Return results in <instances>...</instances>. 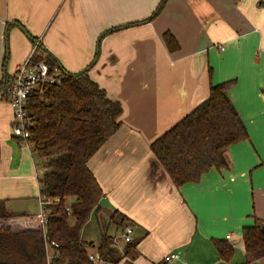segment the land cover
Here are the masks:
<instances>
[{"label":"crops","instance_id":"obj_1","mask_svg":"<svg viewBox=\"0 0 264 264\" xmlns=\"http://www.w3.org/2000/svg\"><path fill=\"white\" fill-rule=\"evenodd\" d=\"M160 1L0 0V78L26 57L33 37L64 70L79 72L101 36L88 74L123 110L88 166L104 192L100 201L121 213L124 225H137L126 264H157L171 251L185 260L213 238L243 250L242 227L264 222V0H165L144 21ZM166 30L174 49L162 37ZM231 79L228 96L248 138L228 147L227 167L175 186L150 143L204 101L211 84ZM11 119L0 97V200L10 211L39 213L34 154L11 136ZM214 251L210 264L228 263Z\"/></svg>","mask_w":264,"mask_h":264},{"label":"trees","instance_id":"obj_2","mask_svg":"<svg viewBox=\"0 0 264 264\" xmlns=\"http://www.w3.org/2000/svg\"><path fill=\"white\" fill-rule=\"evenodd\" d=\"M162 37L170 49L177 47L169 31H164ZM40 50L51 68L59 65L42 45ZM11 73L5 72L0 78V97L8 103ZM233 84L232 79L211 84L204 101L150 143V151L175 186L198 182L213 167H227L228 147L248 138L245 123L228 96ZM26 109L28 140L38 160L36 166L38 163L42 169L36 177L39 194L51 200L45 204L47 234L57 246L52 249L49 264H92L81 231L90 216H96L104 192L88 161L118 129L122 105L111 99L88 71L63 70L59 83L45 84L42 91L28 96ZM118 214L119 225H124L125 217ZM241 237L244 264L264 257V222L255 219L253 224L243 226ZM44 241L38 213L10 211L5 200H0V264H47ZM211 242L219 258L228 262L234 246L224 238H213ZM89 243L92 246L94 242ZM135 246L136 240H131L119 252L112 236L101 232L96 249L116 264ZM157 264H165L164 256Z\"/></svg>","mask_w":264,"mask_h":264},{"label":"built area","instance_id":"obj_3","mask_svg":"<svg viewBox=\"0 0 264 264\" xmlns=\"http://www.w3.org/2000/svg\"><path fill=\"white\" fill-rule=\"evenodd\" d=\"M41 37H36L30 45L29 51L26 57L19 63H17L9 78L8 94L9 104L12 108V124L11 134L13 137L19 138L26 147L32 151V143L28 140L29 137V119L27 117V98L28 96L37 91H42L45 84H55L61 81L63 71L55 66L51 68L49 64L44 60V54L40 50ZM40 56V58H38ZM34 169V177H37L39 170ZM40 204L39 216L41 221L42 235L45 244V255L47 264L52 257V249L57 246L54 240L48 239L47 234V212L48 209L45 204L51 202V200H45L40 194L38 195ZM58 201L59 199H55ZM67 211L69 210L66 207ZM133 228L126 224L121 230L120 237L122 241L127 243L133 240ZM114 243H117V238H112ZM180 257V254L176 251H171L164 256V261L169 263ZM88 258L92 264H113L109 259L104 258L97 249L89 251ZM244 264V263H243ZM250 264V263H246Z\"/></svg>","mask_w":264,"mask_h":264},{"label":"rangeland","instance_id":"obj_4","mask_svg":"<svg viewBox=\"0 0 264 264\" xmlns=\"http://www.w3.org/2000/svg\"><path fill=\"white\" fill-rule=\"evenodd\" d=\"M34 158H35V162L38 161L35 154H34ZM36 169L37 170L41 169V166L38 163H37ZM100 203H101L100 204L101 209L97 211L96 216L94 214L90 216V218L88 219L86 224L83 226L82 231H81V237L86 241L85 248L88 251L94 249V247L91 246L89 242L92 241L94 243H97L99 241L101 232H107L109 235H112V236L117 235V234L120 235L121 233V228L119 225L121 221L120 220L121 216L120 214H118L119 212L117 213V211L111 208V206H109L106 201H100ZM113 214H114V217L112 218L111 216ZM128 224L133 228V230H134V227L137 226L131 221H129ZM133 225L135 226L133 227ZM137 229L138 228L135 229L134 235L137 233ZM199 246H200V250L193 252V253L190 252L187 256H185V260H183L184 259V255H183L181 258L179 257L178 259L173 260L171 263H165V264H210L209 259H211V257L213 256V253L216 254V252L214 251V248L209 242L201 243L199 244ZM122 249L123 248H121L119 252H122ZM244 262H245V259H244L242 247L239 245H235L233 255L231 259L228 261V263L221 262L218 264H243ZM119 264H126L125 259H120ZM250 264H264V261L259 262V263L251 262Z\"/></svg>","mask_w":264,"mask_h":264},{"label":"water","instance_id":"obj_5","mask_svg":"<svg viewBox=\"0 0 264 264\" xmlns=\"http://www.w3.org/2000/svg\"><path fill=\"white\" fill-rule=\"evenodd\" d=\"M161 5H162V0L160 1L159 5L157 6V8H156L155 11L153 12V14H151V16H149L145 21H149V20H151L152 17L154 16V14L157 13V11H158V9L160 8ZM100 39H101V36H100V38H99L98 41H97L96 51H95V53H98V52H99V41H100ZM6 47H7V46H6ZM7 57H8V48L6 49V60H7ZM96 58H97V57H94L93 60L90 62V64H88L84 69L80 70L79 73H83V72H85V71H88L89 68L91 67V65L96 61ZM6 60H5V61H6ZM5 63H6V62H4V64H5ZM58 66H59V68H60L62 71L64 70V69L62 68L61 65H58ZM4 73H5V72H4ZM4 75H5V74H4Z\"/></svg>","mask_w":264,"mask_h":264}]
</instances>
